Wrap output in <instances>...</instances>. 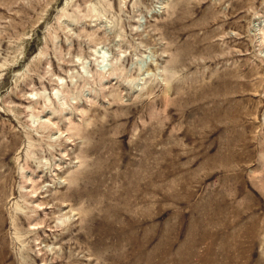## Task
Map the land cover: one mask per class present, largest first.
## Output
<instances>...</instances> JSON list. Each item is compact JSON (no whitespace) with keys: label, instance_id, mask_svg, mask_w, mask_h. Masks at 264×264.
Listing matches in <instances>:
<instances>
[{"label":"rangeland","instance_id":"374dc122","mask_svg":"<svg viewBox=\"0 0 264 264\" xmlns=\"http://www.w3.org/2000/svg\"><path fill=\"white\" fill-rule=\"evenodd\" d=\"M0 264H264V0H0Z\"/></svg>","mask_w":264,"mask_h":264}]
</instances>
